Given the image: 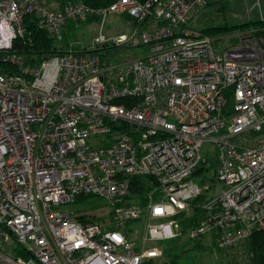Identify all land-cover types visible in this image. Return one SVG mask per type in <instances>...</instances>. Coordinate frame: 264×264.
Masks as SVG:
<instances>
[{"label": "built area", "instance_id": "1", "mask_svg": "<svg viewBox=\"0 0 264 264\" xmlns=\"http://www.w3.org/2000/svg\"><path fill=\"white\" fill-rule=\"evenodd\" d=\"M204 1L0 0V264H143L160 255L157 241L184 235L246 263L245 241L264 230V37L219 52L189 26ZM110 13L134 30L99 32L88 50L61 44L69 22L101 29ZM28 14L60 52L29 60L13 49ZM109 42L146 52L108 63L98 50ZM208 160L217 190L183 233L176 216L209 189L195 175ZM136 176L154 183L145 204ZM78 195L108 206L106 226L75 216ZM142 217L136 242L127 224Z\"/></svg>", "mask_w": 264, "mask_h": 264}, {"label": "rangeland", "instance_id": "2", "mask_svg": "<svg viewBox=\"0 0 264 264\" xmlns=\"http://www.w3.org/2000/svg\"><path fill=\"white\" fill-rule=\"evenodd\" d=\"M259 21H264V0H205L189 22V26L201 30L221 27V30L217 29L213 33L217 39V49L220 52L224 48L237 45L242 37L254 39L264 37V35L257 34L261 28H264L257 24ZM134 28L132 18L120 13H110L101 29H99L96 18L81 21L73 27L67 28V36L61 41V44L66 47L70 45L75 51H81L83 47L88 50L99 32L103 33L105 37H111L118 34H130ZM145 52L142 46H113L110 42L100 46L98 50L101 58L108 63L131 60L144 55ZM210 148L209 144H203L204 150H210ZM205 167L207 170L199 174L202 179L199 183L202 186H209V189H205L203 192V195L207 197L217 190L214 181L215 163L208 160ZM193 180L195 181L196 178ZM68 207H71L75 216L83 215L90 219L85 220L86 222H98L105 226L111 216L108 206L100 200L78 206L72 204ZM190 212L191 210L176 217L179 221L183 220L190 215ZM127 228L130 237L134 241L140 242L145 233V218L142 217L128 223ZM194 244L185 235L161 239L157 241L160 255L154 259L145 260L144 264H233L224 250L209 244H204L203 248H196Z\"/></svg>", "mask_w": 264, "mask_h": 264}, {"label": "trees", "instance_id": "3", "mask_svg": "<svg viewBox=\"0 0 264 264\" xmlns=\"http://www.w3.org/2000/svg\"><path fill=\"white\" fill-rule=\"evenodd\" d=\"M114 1L115 0H48L49 4L54 8H61L65 4L73 2H83L94 7H104ZM257 24L260 27H264V21H259ZM24 25L26 30L24 37L16 39L13 42V49L16 52L23 54L24 57L29 60H33L35 56L43 58L61 51L60 48H62V45H57L55 40L45 30L37 27L35 21L32 20V15L28 14L25 16ZM73 26V22H69L67 24L65 32L63 34V39H65V37L67 36V28H71ZM220 28L221 27L205 28L203 30H200L206 34L213 35V33L216 32L215 30ZM257 34L264 35V28H261L259 30V33L257 32ZM232 104V96L230 94H227V108L230 109ZM205 164L206 163H201L199 165L198 169L195 171V175L202 174L204 170H207ZM153 185L154 183L150 180V178L146 176H136L131 180V192L136 194L138 202H140L141 204H145L148 199L146 193L149 192ZM156 194L157 192L153 195L154 199L156 198ZM205 197L206 196L203 194L197 196L192 201L190 215L185 217L183 220H180V226L183 233H186L190 228L197 225L199 220L202 218L204 209L200 207L199 203L200 201H203ZM94 200L95 199L90 196L78 195L75 198V202L73 204L78 206L87 204ZM77 217L82 221L90 220L83 215H79ZM191 241L195 243L194 246L196 248L204 247L203 241L200 239ZM244 244L248 254V259L246 260L245 264H264V230H254Z\"/></svg>", "mask_w": 264, "mask_h": 264}]
</instances>
